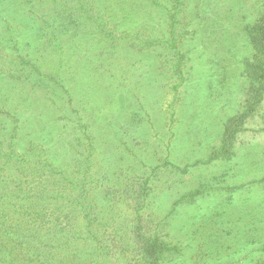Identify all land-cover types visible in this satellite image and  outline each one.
<instances>
[{
    "label": "rangeland",
    "instance_id": "rangeland-1",
    "mask_svg": "<svg viewBox=\"0 0 264 264\" xmlns=\"http://www.w3.org/2000/svg\"><path fill=\"white\" fill-rule=\"evenodd\" d=\"M11 136L3 150L26 173L0 184L42 188L27 159L37 168L46 147L91 189L64 182L77 238L65 255L102 245L88 264H125L137 222L180 247L175 264H255L264 0H0V144ZM28 247L0 261L41 264Z\"/></svg>",
    "mask_w": 264,
    "mask_h": 264
},
{
    "label": "trees",
    "instance_id": "trees-1",
    "mask_svg": "<svg viewBox=\"0 0 264 264\" xmlns=\"http://www.w3.org/2000/svg\"><path fill=\"white\" fill-rule=\"evenodd\" d=\"M16 127L19 126L16 125ZM13 145H15L13 136L10 137L8 145L0 144V157L4 160L0 163V176L5 175L9 170L21 174L26 173V168L19 166L25 161L24 155L18 154L19 156L15 157L14 153L17 154L15 149L3 150L8 147L12 148ZM36 156L37 168L31 163L32 158H26L27 167L30 173L33 170L39 175H43L48 181L42 188L32 192L24 185L25 180L22 178L20 184L14 187L10 183L0 184V255L7 252L10 254L19 246H29V252L40 258L41 264H88V259H96L98 255L95 253L99 250L101 254L107 255L110 249L108 250L102 245V247H98V251H92L93 253L89 256L81 255L79 252L65 255L64 246L70 245L77 238L71 237L67 233V228L72 225L71 213L67 208L68 204L69 206L73 204V201H71L72 204L69 203L70 196L65 192L64 182L71 181L74 185L73 188L82 193L90 194L91 189L86 188L84 175L78 176L80 177L78 183L74 181V173H82L80 168L76 171H69V165L56 166L51 161L53 159L48 148L43 147L41 153ZM91 177L95 180L94 173L91 174ZM51 183L58 184L57 188L51 186ZM199 193V190L194 191L190 197L193 198ZM140 203L136 198L135 206L139 207ZM89 206L86 205V208ZM136 212L138 221H140L141 210L138 208ZM136 226L135 239H129L127 244L133 252L127 256L125 264H166L167 262L175 264L176 254L181 252L178 245L159 237L157 233L143 231L140 223L136 222ZM255 228L257 229V227ZM244 248L247 249V247ZM123 250H126V247H123ZM252 250L263 253L255 264H264V243L258 249L254 247ZM17 259L19 261L18 256H15L6 261H0V264H19ZM22 264H29V262Z\"/></svg>",
    "mask_w": 264,
    "mask_h": 264
}]
</instances>
